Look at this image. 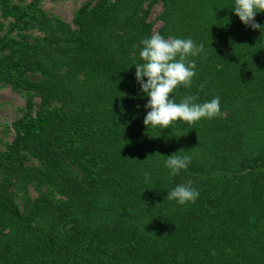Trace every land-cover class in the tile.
Here are the masks:
<instances>
[{"label": "trees", "instance_id": "16d2710c", "mask_svg": "<svg viewBox=\"0 0 264 264\" xmlns=\"http://www.w3.org/2000/svg\"><path fill=\"white\" fill-rule=\"evenodd\" d=\"M156 3L157 33L206 53L190 57L177 102L219 97L221 109L161 133L143 123L133 66ZM231 6L96 0L74 28L39 0H0V86L26 95L0 149V264H264V34ZM179 151L191 163L170 176ZM178 184L198 189L195 203L165 199Z\"/></svg>", "mask_w": 264, "mask_h": 264}, {"label": "clouds", "instance_id": "9594fccd", "mask_svg": "<svg viewBox=\"0 0 264 264\" xmlns=\"http://www.w3.org/2000/svg\"><path fill=\"white\" fill-rule=\"evenodd\" d=\"M230 9L243 25L264 34V24L255 20L257 14L264 13V0H232ZM134 47L139 49L141 61L133 65L135 80L140 92L147 98L143 119L147 130L157 129L161 133L164 129L173 130L178 122L191 125L201 119H212L220 115L219 97L203 102H197L195 95H183L179 102L175 97L178 88L191 86L196 75V62L190 57L206 55L202 43L192 38H165L156 33L142 38ZM181 151L166 156L163 162L170 176L178 175L191 163V156L179 155ZM198 197L197 188L178 184L167 190L165 199L184 206L195 203Z\"/></svg>", "mask_w": 264, "mask_h": 264}, {"label": "rangeland", "instance_id": "374dc122", "mask_svg": "<svg viewBox=\"0 0 264 264\" xmlns=\"http://www.w3.org/2000/svg\"><path fill=\"white\" fill-rule=\"evenodd\" d=\"M31 1L26 0V3H30ZM95 2L96 0H39L43 10L54 17L64 20L74 28L73 21L78 11L86 5H93ZM162 10V4L156 3L150 11L149 20L154 24L155 34L162 26V21L159 19ZM9 22V20L2 17L0 12V26H8ZM28 77L36 79L38 76L28 73ZM25 112L26 95L14 91L9 86H0V149L2 151L7 149L15 136L13 123L21 118Z\"/></svg>", "mask_w": 264, "mask_h": 264}]
</instances>
